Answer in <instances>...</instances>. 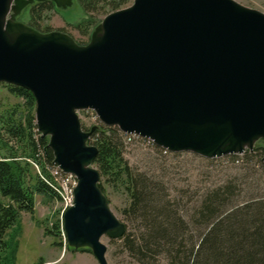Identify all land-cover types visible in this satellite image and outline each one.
Listing matches in <instances>:
<instances>
[{
	"label": "water",
	"instance_id": "obj_1",
	"mask_svg": "<svg viewBox=\"0 0 264 264\" xmlns=\"http://www.w3.org/2000/svg\"><path fill=\"white\" fill-rule=\"evenodd\" d=\"M18 1L0 0V84L34 97L53 165L76 179L66 242L98 264H109L102 239L121 238L125 225L98 187L94 128L83 131L79 111L170 153L211 160L264 140L262 11L235 0H134L79 45L13 21Z\"/></svg>",
	"mask_w": 264,
	"mask_h": 264
},
{
	"label": "trees",
	"instance_id": "obj_2",
	"mask_svg": "<svg viewBox=\"0 0 264 264\" xmlns=\"http://www.w3.org/2000/svg\"><path fill=\"white\" fill-rule=\"evenodd\" d=\"M95 1L88 0L84 7L94 9ZM46 10L44 4L35 5L33 20L37 22ZM94 25L89 18L77 27L89 35L87 30ZM0 86L21 100L0 114V196L5 199L0 200V264H15L16 246L6 239L7 231L21 213H33L35 195L55 200L59 193L51 175L54 165L48 139L37 131L34 97L17 86ZM99 125L89 139L97 149L98 187L106 198V186L126 193L129 203L122 213L127 223L119 240L137 264H264V198L225 210L214 193L194 220L198 230L191 228L181 215L182 201L172 200L151 177L128 166L122 155L125 135L116 127ZM262 142L254 152L264 157ZM61 226L58 222L46 231L60 237Z\"/></svg>",
	"mask_w": 264,
	"mask_h": 264
},
{
	"label": "rangeland",
	"instance_id": "obj_3",
	"mask_svg": "<svg viewBox=\"0 0 264 264\" xmlns=\"http://www.w3.org/2000/svg\"><path fill=\"white\" fill-rule=\"evenodd\" d=\"M42 1L48 0H19L17 8L11 13V19L39 33H65L80 45L90 41L92 32L116 6L119 10L134 2L96 0V7L91 9L84 7L88 0H49L53 5L44 4L48 10L35 22L37 28L31 27L28 24V8ZM119 1L120 5L117 4ZM235 1L264 13V0ZM89 18L95 25L87 30L89 35H85L77 26ZM19 103L20 99L0 86V114ZM78 116L83 131L99 128V123L102 124L100 121H92L89 112L81 111ZM262 141L256 142L253 150L242 155L211 160L189 152H160L148 140L133 136L121 137L122 155L128 166L147 178L151 177L172 200L182 201L181 215L186 216L191 228L197 226L194 220L198 218L199 210L214 193L220 199L218 204L225 210L264 198V157L254 152L263 145ZM58 177H64V174ZM55 188L61 190L57 184ZM105 189L111 210L121 222L127 223L122 213L129 203L126 193L108 186ZM58 197L59 200H53L35 195L33 213H21L17 223L7 231L6 239L12 240L16 246L15 264H98L91 251H86L87 248L73 249L68 246L63 231L60 237L47 232L62 221L66 211L65 202L59 194ZM0 200L5 201L1 196ZM102 242L107 246L106 257L109 264H137L136 259L124 251L121 240L103 238Z\"/></svg>",
	"mask_w": 264,
	"mask_h": 264
},
{
	"label": "built area",
	"instance_id": "obj_4",
	"mask_svg": "<svg viewBox=\"0 0 264 264\" xmlns=\"http://www.w3.org/2000/svg\"><path fill=\"white\" fill-rule=\"evenodd\" d=\"M86 112L90 113L91 120L94 122H99L97 115L91 111V110H86ZM81 112H78V115ZM129 138L131 136H128ZM137 137V136H133ZM225 158V157H224ZM57 167L54 166V168L51 169V175L54 177L58 189H61L67 198V208L66 210L73 205L74 201V195H73V189L76 185V180L75 177L70 175V174H64V177H57Z\"/></svg>",
	"mask_w": 264,
	"mask_h": 264
},
{
	"label": "flooded vegetation",
	"instance_id": "obj_5",
	"mask_svg": "<svg viewBox=\"0 0 264 264\" xmlns=\"http://www.w3.org/2000/svg\"><path fill=\"white\" fill-rule=\"evenodd\" d=\"M48 2V3H47ZM38 4H50V5H53V3L51 2V1H42V2H37ZM36 5V4H35ZM35 5H33L32 7H30V8H28V13H29V15H30V19H29V21H28V24H30L31 25V27H34V28H37V26H36V21H34L33 20V18H32V14H31V10H32V8L35 6ZM83 45V44H82Z\"/></svg>",
	"mask_w": 264,
	"mask_h": 264
},
{
	"label": "bare ground",
	"instance_id": "obj_6",
	"mask_svg": "<svg viewBox=\"0 0 264 264\" xmlns=\"http://www.w3.org/2000/svg\"><path fill=\"white\" fill-rule=\"evenodd\" d=\"M63 174H64V173H62L59 169H57V177H58V175H59V176H62ZM58 193H59V195L61 196L62 201L65 202V204H66V208H67V198H66L65 193H64L62 190H58Z\"/></svg>",
	"mask_w": 264,
	"mask_h": 264
}]
</instances>
